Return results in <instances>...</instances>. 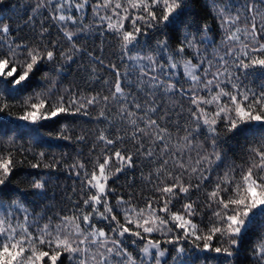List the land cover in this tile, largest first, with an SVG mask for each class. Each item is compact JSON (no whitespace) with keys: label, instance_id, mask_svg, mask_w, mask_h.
<instances>
[{"label":"snow or ice","instance_id":"snow-or-ice-1","mask_svg":"<svg viewBox=\"0 0 264 264\" xmlns=\"http://www.w3.org/2000/svg\"><path fill=\"white\" fill-rule=\"evenodd\" d=\"M197 2L37 0L29 12L44 9L70 45L67 50L58 41L45 42L47 28L33 42H19L14 35L18 29L0 15V146H8L0 151V264H63L65 254L70 264H234L257 229L250 256L254 264H264V84L260 91L247 86L250 79H264V0H203L207 14L197 9ZM89 11L94 25L84 23ZM208 15L222 33L224 48L222 55L214 50L211 58L207 48L215 40L208 35L213 31ZM242 16L248 21L243 29L237 26ZM93 29L97 37L107 32L117 40L123 72L77 46L78 40L92 38ZM186 53L192 58L183 59ZM81 54L88 57L87 64ZM73 65L90 91L92 84H108L95 65L111 71L116 79L109 95H88L77 88L56 95L60 90L50 73L66 77ZM46 67L48 72L37 80ZM34 84L47 90L24 98L22 114L14 115L16 105L6 99ZM175 96L188 101L186 116L178 105L165 108L157 102ZM101 104L118 106L123 135L110 138L101 131L97 140L103 148L92 159L91 171L80 161L67 169L86 198L63 209L70 215L49 216L52 204L40 214L30 212L25 202L37 201L29 197H55H49L43 178L32 179L30 190L13 185L11 177L22 163L17 154L33 155V169L61 167L55 161L42 165L46 153L33 152V147L70 140L74 129L61 121L88 117L89 109ZM101 118L108 121L103 109ZM57 124L54 133L42 131ZM169 128L183 133L175 145ZM129 141L135 152L118 147ZM229 151L237 152L244 164L227 163ZM141 158L159 167L156 196L139 207L131 194L128 200L118 195L109 181L134 170V161ZM148 180L152 182L151 174ZM202 189L207 217L198 211L200 201L192 199ZM174 201L181 203L177 211L172 210Z\"/></svg>","mask_w":264,"mask_h":264},{"label":"trees","instance_id":"trees-1","mask_svg":"<svg viewBox=\"0 0 264 264\" xmlns=\"http://www.w3.org/2000/svg\"><path fill=\"white\" fill-rule=\"evenodd\" d=\"M36 2L37 0H3V5L0 7V15L6 18L4 22L9 23L14 29H18V31L14 32V35L19 42L31 43L36 37H38L39 32L42 31L43 28H47L49 34L46 35L45 42L48 40L58 41L61 43V46L67 50L70 45L64 40L61 31L54 26V22L50 20L48 13L44 9H41L37 13L29 12V7L34 5ZM196 7L202 14H207V10L203 8V0H198ZM260 7L262 10H264V5H261ZM29 15L33 16L31 23H29ZM206 22L213 29V31L209 32V37L215 40V44L220 46L222 33L217 23L211 15H208ZM84 23L86 25L95 24V21L91 17L90 11L88 16L85 18ZM70 30L77 31L76 28L71 26ZM91 35V39L78 40L77 46L82 49H86L95 56L100 57L105 65L115 64L117 68L123 72L124 67L121 65V61L119 59L120 48L117 40L107 32L104 33L103 37H97L95 29H93ZM241 39L243 40V34L241 35ZM172 43L174 44L175 41H172ZM215 44L208 46L207 48V54L209 55V58H211L214 50L217 54H220L216 51L217 46ZM200 47L203 49L205 45H201ZM223 53L224 52L222 51L220 55ZM189 58H192L191 54L189 53H186L183 57V59ZM80 59L86 64L89 62L86 55L81 54ZM180 59V57H177V60ZM195 62V59H193V63ZM95 66L101 72L100 79L102 81H108L107 85L102 83L92 84L90 87L93 90L90 91L89 87L84 85L81 75L77 74L75 71L76 66L73 65L71 75L66 77L63 75H58L56 72L50 73L51 77L56 81V88L60 90L56 93V95L61 94L64 88H77L78 91H82L88 95H95L97 93H99L101 96L109 95L107 89L112 86L116 77L111 71L101 68L99 65ZM48 70V67L44 68L40 73L37 74L36 79L40 80L41 77L44 76V73L48 72ZM261 84H264V79H250L247 81V86L257 91L261 90ZM46 90L47 89H45L43 85L34 84L32 88L28 89L21 96H17L15 98L8 97L5 102L16 105V107L12 108L11 111L14 113V115L18 116L22 114L20 111V105L22 104L24 98L32 95L33 92ZM54 98L55 97H53V99ZM157 102L163 103L165 108H168L171 105H178L183 109L184 115H187L189 103L187 100H184L179 96L164 97L163 100H158ZM117 107L118 106L111 104L109 107L104 108V106L101 104L95 108H90V114L88 117L81 116L77 117L75 120H63L61 123H69L70 128L74 129L69 133L71 136L70 140L55 141V145L51 147L47 145H36L33 147V152L45 151L46 156L42 162V165L53 163L54 161L59 162L61 167H58L55 170L45 169L43 166H41L39 169H33L31 168V164L37 162L33 155L26 154L20 156L17 154V158L22 161V163H20L18 169L11 177L13 185H18L21 190H30L29 184L32 179L43 178L48 181L46 188L48 189L49 197H55V199L48 200H40L37 197H29V199L37 201L36 204H28L25 202V206L30 212L40 214L45 211L46 205L52 204L55 205V207L51 211H48L49 216L52 215V212H59L61 215H70L71 213L63 211V209L70 208L74 202L86 198L82 191V185L80 181L75 177V175L67 171V169L70 168L72 164L80 161L86 165L89 171H91L92 159L94 157H98L100 155V150L103 148V145L97 140V137L101 131L105 132L106 135H109L110 138L115 134L123 135L121 129L124 128V125L118 123L119 115L117 112ZM101 109H103L106 112V115H108V121H103L102 118L98 119L99 111ZM109 121L111 123H109ZM180 123L184 124V121L181 120ZM113 125H115L116 128L115 132L112 131ZM59 127L60 125L57 124L55 128H44L42 131L45 133H54L56 128ZM169 131L172 133L173 137L172 144H177V136L182 135L183 133H178L175 128H169ZM79 135H83L85 137L82 142L76 139V137ZM199 139L203 141L204 137L201 136ZM93 146H95V148ZM7 147L8 146H0V151L5 150ZM25 147H27V145H25ZM118 147L126 148L130 152H135L134 143L131 141L124 143L123 145H118ZM153 147L155 148V146ZM228 154L230 159L227 163L234 161L237 165L244 164V161L238 158L237 152L229 151ZM194 155L195 153H193V156ZM240 155H242V153H240ZM134 162L137 165L134 170H127L126 174H121L118 179H115L114 183L112 180H110L109 186L115 188L116 193L118 195H123L125 200H128L129 194H131L133 201L139 207H142L147 198L156 196V193L154 192V184L157 182L156 169L159 167V164H149L147 161L143 160V158L135 160ZM223 171L224 169L217 170L218 173H222ZM150 174L152 180L151 183L148 180ZM141 175H143L144 179H141ZM160 179H164V177L161 176ZM74 189L75 191H73ZM206 190L211 191V187L206 186ZM192 199L200 201V204L198 205V211L200 212L201 216L207 217L210 215V212L204 208V202H206L204 189H202L199 193H193ZM110 200L113 204H115V197H110ZM174 203L176 206L172 210H179L181 203H177L175 201ZM47 222V220L41 221V223ZM194 222L200 225L201 228L204 227V224L201 223L200 218H196ZM258 232V229L254 231L249 241L242 246V251L239 254V258L234 261V264H254L250 256V252L253 247V242L258 236ZM216 246L219 245L217 244ZM129 250L132 251V249ZM66 255L67 254L62 255L60 260L63 261V264H70L66 258Z\"/></svg>","mask_w":264,"mask_h":264},{"label":"rangeland","instance_id":"rangeland-1","mask_svg":"<svg viewBox=\"0 0 264 264\" xmlns=\"http://www.w3.org/2000/svg\"><path fill=\"white\" fill-rule=\"evenodd\" d=\"M247 24H248V21L242 16L241 20L239 21L237 26L240 27L241 29H243ZM215 45L217 46L216 47V51L218 53L221 54L222 51L224 52V50H223V48L221 46H218L217 44H215Z\"/></svg>","mask_w":264,"mask_h":264}]
</instances>
